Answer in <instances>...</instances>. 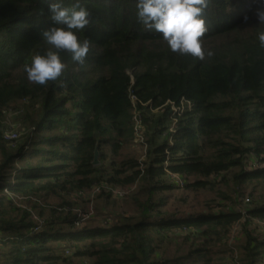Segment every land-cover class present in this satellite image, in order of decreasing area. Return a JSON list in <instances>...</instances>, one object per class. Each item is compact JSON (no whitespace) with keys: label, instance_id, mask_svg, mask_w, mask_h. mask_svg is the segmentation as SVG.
Segmentation results:
<instances>
[{"label":"trees","instance_id":"16d2710c","mask_svg":"<svg viewBox=\"0 0 264 264\" xmlns=\"http://www.w3.org/2000/svg\"><path fill=\"white\" fill-rule=\"evenodd\" d=\"M51 2L0 0V264H57L58 249L80 264H225L222 246L237 223L238 263L261 264L264 233L254 220L264 222V195H243L264 185V24L254 0H208L202 60L171 51L139 23L137 0H79L90 22L73 31L89 41L87 57L79 64L61 51V76L39 85L24 66L51 48L41 37ZM11 110L25 132L13 146L3 140ZM135 112L143 160L117 161L134 142ZM217 183L234 195L200 212L162 210L172 189ZM94 187L96 214L82 220L76 200L89 203ZM128 199L130 214L108 208Z\"/></svg>","mask_w":264,"mask_h":264},{"label":"clouds","instance_id":"9594fccd","mask_svg":"<svg viewBox=\"0 0 264 264\" xmlns=\"http://www.w3.org/2000/svg\"><path fill=\"white\" fill-rule=\"evenodd\" d=\"M208 0H137L136 16L146 29L160 33L169 49L180 54H189L204 59L200 37L205 33L202 13ZM255 15L259 24H264V0H254ZM50 26L41 32L42 39L51 48L30 57L24 71L27 78L36 84L46 85L61 76L65 65L59 53L66 51L71 59L83 64L89 52V41L78 40L75 32L84 29L90 22V12L79 0L71 7H64L59 0L48 6ZM247 19V17H245ZM259 46L264 48V30L257 35ZM208 56L213 52L208 51Z\"/></svg>","mask_w":264,"mask_h":264},{"label":"rangeland","instance_id":"374dc122","mask_svg":"<svg viewBox=\"0 0 264 264\" xmlns=\"http://www.w3.org/2000/svg\"><path fill=\"white\" fill-rule=\"evenodd\" d=\"M18 116V113H13V110L9 111L6 114V130L8 131H13L17 133L18 138L16 141L18 142L20 140V144L22 143L21 140H23V136L25 135V132L23 129H21L17 123L16 117ZM14 143V145L17 144ZM13 146V144H11ZM143 149L139 144L132 143L130 144L129 147L123 149L121 151V155L115 157L117 161L119 160H124L128 157H134L136 159L140 158V161L143 160ZM25 160H29V157L26 156ZM22 160V161H23ZM22 161H18V165L22 164ZM244 194L243 195H248L252 193V195L258 197V195H264V185L261 184H254V185H247L243 187ZM222 194H226L230 197H232L233 191L231 189H227L226 186L222 183H217L214 186H207L204 189H199L196 191H192L190 189H185V188H178V189H172L168 192L165 193V197L167 198V203L163 207L162 210H169V211H176L179 213H195V212H200L203 209H207L209 206H212V204H217L221 203L222 200ZM254 200V198H252ZM47 203L48 202H57L58 200L48 198L45 200ZM13 202L16 203V205L21 207L22 209H29L31 207V203L27 204L25 200L15 198L13 199ZM77 206L80 209L87 210L89 203L81 202L80 200H76ZM110 210L116 212V213H123V214H130L131 212L134 211L135 207L132 205L131 201L124 200V201H114L112 202L109 207ZM93 213L95 211L94 204L92 206ZM34 213H36L34 210H31ZM89 212V209L87 210ZM18 217L16 213H14V217ZM261 234V233H260ZM262 235V234H261ZM264 237V235H262ZM242 238L243 236L239 234L238 238L236 239L235 242V249H236V255L239 256V249H240V244H242ZM225 246V250L228 249L227 244L223 245L222 248ZM239 248V249H238ZM66 254V253H65ZM56 256L60 257V260L57 264H80V261L78 259H70V262L65 261L64 258V250L58 249L56 252ZM213 258H219L217 254H212ZM227 257V254H226ZM91 260H87L86 264H91ZM261 264H264V261H262Z\"/></svg>","mask_w":264,"mask_h":264},{"label":"built area","instance_id":"2783aa9c","mask_svg":"<svg viewBox=\"0 0 264 264\" xmlns=\"http://www.w3.org/2000/svg\"><path fill=\"white\" fill-rule=\"evenodd\" d=\"M131 99H132V101H134L133 97ZM139 121H140V118H139L138 114L135 112V114L133 116V125H134V134H135L134 143H136V144H141L143 141V133L141 131V126H140ZM17 138H18L17 133H15L13 131L5 130L3 133V140L10 143V144L14 145ZM171 178L178 182L179 187L182 186V181L178 176H171ZM98 192H99V188L94 187L90 192L84 193L85 200H89V206H88L89 212L87 211L88 209L84 210L83 212L81 210L76 211V213L78 214V216H80L82 218V220H87L88 218H90L93 215L92 200H93V197L96 194H98ZM112 192L118 198H121L124 195H126V191H124V190H113ZM244 202L249 203V200L247 198H245ZM32 216H33V219L38 224V227L35 228L34 231L35 232L40 231L42 228L41 221L35 215H32ZM254 223H255V226H257L259 228V231L261 233H264V222L254 220ZM239 234H240V226L237 223L232 227L231 232L229 233L227 240H226V242H227L226 244L228 246V249H227V257H226L225 264H239L238 260H237L238 256L236 255V249L234 247L236 239L238 238Z\"/></svg>","mask_w":264,"mask_h":264},{"label":"water","instance_id":"95a60500","mask_svg":"<svg viewBox=\"0 0 264 264\" xmlns=\"http://www.w3.org/2000/svg\"><path fill=\"white\" fill-rule=\"evenodd\" d=\"M98 163H99V161H98V150H97V148H96L95 151H94V160H93L92 165H93V166H97Z\"/></svg>","mask_w":264,"mask_h":264}]
</instances>
